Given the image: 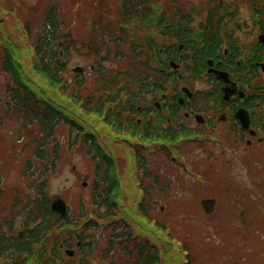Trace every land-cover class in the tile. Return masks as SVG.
<instances>
[{"label": "trees", "instance_id": "obj_1", "mask_svg": "<svg viewBox=\"0 0 264 264\" xmlns=\"http://www.w3.org/2000/svg\"><path fill=\"white\" fill-rule=\"evenodd\" d=\"M124 1L119 16L120 31H131L134 25L156 22L159 20L157 17L162 13L161 0H154L153 4H150L148 0ZM12 2L11 12L19 15L24 21L27 32L24 33L17 26L16 34H12L0 19V73L10 79L0 94V111L2 112L0 114V146H11L5 149L6 153L1 149L0 152L11 159V153L16 152V146H20L22 141L24 146H29L32 150V158L36 163H28L24 175L32 178L30 181L34 183V189L37 191V204L45 214H48L46 191L49 177L57 175L61 158L65 157L61 153L73 152L87 155L90 162L95 165V178L92 182L90 203L85 204L81 201L80 205L97 209L94 213L97 217L96 222L108 221L114 215L122 213L120 210L122 207L120 204L121 183L116 173L112 146H99L98 136L93 134L91 125L96 115L110 116L111 119L106 121L108 125H105L104 138L115 142L116 138L129 137L123 134L118 124L119 117L122 116L123 111L126 112L127 108L120 106L119 114L110 107L105 111L106 106L115 102L117 95L114 91L115 79L107 82L102 77L98 88L93 92L89 91L87 98L83 99L86 104L84 107L86 118L82 121L83 123L80 119L71 123L70 120L73 117L68 114L64 104L59 105L60 101H66L69 98V89L65 80V57L61 56L62 52L66 51L68 59L69 48L66 46L69 36L59 30L60 25L57 27L58 22H56L57 16L64 13L63 8L62 6L51 7L42 28L38 32H33L31 21L26 22L25 17H22L25 7L23 2L21 0H12ZM174 4L171 0L169 1V14L188 13L185 10H179ZM97 8L98 15L111 16L107 11L108 6L98 5ZM151 9L157 10L155 12ZM193 12L192 9L191 13ZM60 41L63 42V49L59 47ZM103 50H107L106 45L95 46L90 56H99ZM78 96H80L79 93ZM79 101H82L81 98L78 99ZM86 122L91 128L86 127ZM58 133L68 139L67 146L63 147L57 142ZM83 135L86 137L88 146H78V141L84 137ZM107 152L111 154L108 155ZM13 157L18 159L16 155ZM145 179H147L146 174H144L143 184L146 186L148 200L142 205L143 214L128 219L127 231L120 236L121 242L117 244L116 252L128 256L127 261L122 260L124 264H182V252L173 242L174 236L166 237L165 232L168 227L148 213V209L152 207L149 198L154 187L148 188V182ZM158 182L153 183L158 186ZM101 208H106L107 211L101 214ZM82 217L85 224H91L84 219V214ZM132 219L136 221L134 227H132ZM133 233L137 236L135 240H133ZM116 239H119V236ZM116 239L110 243L111 253L115 248ZM187 250L188 246L185 245V251Z\"/></svg>", "mask_w": 264, "mask_h": 264}, {"label": "flooded vegetation", "instance_id": "obj_2", "mask_svg": "<svg viewBox=\"0 0 264 264\" xmlns=\"http://www.w3.org/2000/svg\"><path fill=\"white\" fill-rule=\"evenodd\" d=\"M245 11L199 15L190 25L181 16L171 32L164 21L152 29L153 39L138 42L170 98L162 94L159 100L150 89L145 105L137 106V122L145 123L144 130L190 134L194 142L214 146L209 156L216 161L256 166L264 183V10ZM18 220L11 229L0 223V264H16L14 249L26 233ZM36 258L17 257L21 264H38Z\"/></svg>", "mask_w": 264, "mask_h": 264}, {"label": "rangeland", "instance_id": "obj_3", "mask_svg": "<svg viewBox=\"0 0 264 264\" xmlns=\"http://www.w3.org/2000/svg\"><path fill=\"white\" fill-rule=\"evenodd\" d=\"M25 1L29 5L28 9L30 11L34 12L35 6H38L41 10L38 12V17L35 21L32 20L33 31H38V24L42 21L43 15L46 14L52 4L49 3L50 0H40L41 2H39V0ZM58 1L59 0H55L54 3ZM1 2L6 4V9H2L0 3V18L4 20L8 29L14 34L17 28L15 27L16 25L13 24L14 21L16 23L18 21L10 16V13L7 11V7L9 9L12 8L13 3L9 0H2ZM67 8L70 14L72 8L68 4V6H66V12ZM71 63L72 65L82 67H88L90 65L86 59L77 54L73 55ZM9 80L8 77L0 73V94L1 91L5 89V85ZM193 147L194 149L190 150L192 153L195 152L194 156H197V158L203 156V153L198 150L197 146ZM171 150L177 151L180 157L184 156L188 164L193 162V154L188 152V149L187 151L186 149L180 150V147H177L171 148ZM160 154L161 153H157V155L151 156L149 153H142L140 156L146 159L147 162H151L155 165L160 163V159H162ZM2 159L4 158L2 157ZM123 161L127 160L123 159ZM73 165L76 167V173L72 170ZM23 166V162L18 165H13V167L12 165L9 166V164L2 162V168H6L7 170L11 169L12 174L11 175L9 172L6 173V177L9 178H6L2 187L8 189H12L13 187L21 189L24 187L25 182L21 178ZM212 166L214 169V179L232 181L231 186L237 185L235 182L239 183L241 180L243 188L245 187L244 190L251 191L255 187L256 192L260 194L259 199L252 197V194L255 192H248L241 193L235 200H232V203L230 200L227 203L226 195L216 192V197L223 198L224 208H222V211L219 212L218 216L212 222V220L204 214L202 209H199V206L195 202V195L192 189L189 188L194 182L192 170L189 167H186V170L178 169L175 165L177 174L173 178L175 183L174 193L170 199L167 200V203L162 200L159 201L157 208L160 209V207L163 206L164 210L162 212L163 215H157L158 219L165 222L167 226L170 227L171 231H173L172 234L178 236L180 239L179 241L183 245L185 242L188 243V245L192 244L190 254L195 259L196 264H264V187L261 186V184L259 185L258 182L253 183L246 175L242 165H238L239 167L234 170L238 178L223 173L219 176L215 165L212 164ZM88 174L93 175L92 166L86 161L83 155L76 154L71 158V164L66 163V166L61 170L57 178L51 181L50 193L62 195L66 193L68 199L71 201V206H73V202L81 195V197L87 200L88 194L82 191L80 184L82 183L81 177ZM180 177L185 179L188 188H183L181 184L179 185ZM214 182L216 183L215 180ZM218 185L221 186V184L218 183L214 186L211 184L208 186L211 188V193H214V188L216 189ZM64 190H66V192H63ZM124 203L130 208L134 206L133 202H127V200ZM12 204V199L8 198L6 200V205L10 207ZM226 205L228 207H226ZM242 212L244 215L240 216L239 214ZM1 219L2 216H0V221ZM101 248L102 246H100L97 251L99 252Z\"/></svg>", "mask_w": 264, "mask_h": 264}, {"label": "water", "instance_id": "obj_4", "mask_svg": "<svg viewBox=\"0 0 264 264\" xmlns=\"http://www.w3.org/2000/svg\"><path fill=\"white\" fill-rule=\"evenodd\" d=\"M203 206L206 210H208V207H212L214 209L215 207V201H207V202H203ZM54 210L58 213H61L62 215L65 214V210H66V204L64 203L63 200H61L58 197H55L54 199ZM209 214H211L212 212H209Z\"/></svg>", "mask_w": 264, "mask_h": 264}]
</instances>
